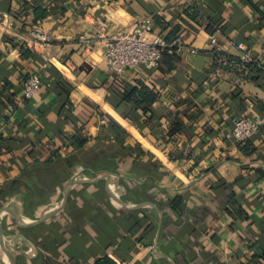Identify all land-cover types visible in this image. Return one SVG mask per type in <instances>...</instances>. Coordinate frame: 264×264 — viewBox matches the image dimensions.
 <instances>
[{
	"label": "crops",
	"instance_id": "0c3cea01",
	"mask_svg": "<svg viewBox=\"0 0 264 264\" xmlns=\"http://www.w3.org/2000/svg\"><path fill=\"white\" fill-rule=\"evenodd\" d=\"M146 18L149 40L183 36L154 69L117 78L78 39ZM37 25L53 42L26 44ZM263 46L264 0H0V264H264V127L230 137L264 111V75L226 67ZM140 82L147 113L122 95Z\"/></svg>",
	"mask_w": 264,
	"mask_h": 264
},
{
	"label": "built area",
	"instance_id": "2783aa9c",
	"mask_svg": "<svg viewBox=\"0 0 264 264\" xmlns=\"http://www.w3.org/2000/svg\"><path fill=\"white\" fill-rule=\"evenodd\" d=\"M153 30V20L146 18L141 20L132 30H119L111 36H105L103 32H97L94 36L82 34L79 36L81 43L89 48L93 42L102 40L104 43V55L111 71L117 78H123L127 71L144 67L156 68L164 57L167 48L184 47L183 36L178 35L172 42L157 37L149 40L146 35ZM26 44L34 46L41 42L50 44L54 37L41 25L34 27L23 36ZM211 45L217 51H221L216 34L211 36ZM191 52L198 53L195 48ZM242 64H256L264 68V46L259 53L245 49L239 56ZM43 86L42 76L39 73L27 75L23 80V92L25 99H32ZM264 127V111L258 115L245 113L235 120L230 137L237 142H245L252 139Z\"/></svg>",
	"mask_w": 264,
	"mask_h": 264
},
{
	"label": "trees",
	"instance_id": "16d2710c",
	"mask_svg": "<svg viewBox=\"0 0 264 264\" xmlns=\"http://www.w3.org/2000/svg\"><path fill=\"white\" fill-rule=\"evenodd\" d=\"M34 13H35L36 19H40V18H44L49 13V11L46 9H42V8H36ZM203 28L206 29L207 31H212V32L215 30L210 21H206L203 25ZM22 48L25 51L24 55L26 57H28L32 53L31 50L29 48H27V46L25 44H23ZM174 49H175L174 47L167 48L165 53H164V57L169 51L174 50ZM222 54L223 53L217 51L215 53V56H219ZM226 62H227L226 67H228V68H230L232 66L231 64H234L237 66L235 68L236 70L238 68L240 70L249 69L253 73L264 75V68H260L256 64H242L240 62L239 57H228ZM42 80H43V84H44L45 78L43 76H42ZM122 95L126 101L134 103L136 110L141 109L143 111V113H147L148 109L152 105H154L160 97L159 92L155 88H152L150 85H148L144 82H140L138 85H130V84L125 83L124 93ZM0 99H2V95H0ZM8 99L10 100V103H12L14 101L12 96L8 97ZM26 100H28V99H26ZM3 108H5L4 104L2 105L1 111L3 110ZM6 117L7 116H2V118H4V119ZM146 121L149 122L150 120L147 118ZM250 140H247L245 142H237V143L239 144V146H245L250 142ZM0 142H2V143L5 142L2 135H0Z\"/></svg>",
	"mask_w": 264,
	"mask_h": 264
}]
</instances>
